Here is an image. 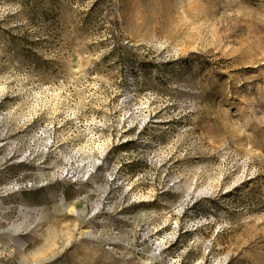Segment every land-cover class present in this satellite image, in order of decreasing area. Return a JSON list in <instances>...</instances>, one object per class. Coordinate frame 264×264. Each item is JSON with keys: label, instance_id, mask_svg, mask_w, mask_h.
Segmentation results:
<instances>
[{"label": "rangeland", "instance_id": "rangeland-1", "mask_svg": "<svg viewBox=\"0 0 264 264\" xmlns=\"http://www.w3.org/2000/svg\"><path fill=\"white\" fill-rule=\"evenodd\" d=\"M15 179L0 264H264V0H0Z\"/></svg>", "mask_w": 264, "mask_h": 264}, {"label": "built area", "instance_id": "built-area-1", "mask_svg": "<svg viewBox=\"0 0 264 264\" xmlns=\"http://www.w3.org/2000/svg\"><path fill=\"white\" fill-rule=\"evenodd\" d=\"M25 184H22L19 180H13L8 183V185L5 187H0V208L2 207V197H6V195L13 194L12 192H18L22 187H24ZM11 192V193H10ZM161 253V250H157L156 255H159Z\"/></svg>", "mask_w": 264, "mask_h": 264}]
</instances>
